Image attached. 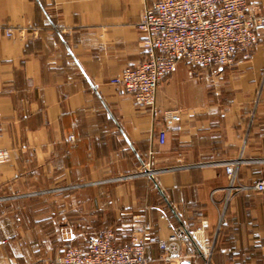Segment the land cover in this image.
Here are the masks:
<instances>
[{
    "label": "crops",
    "instance_id": "0c3cea01",
    "mask_svg": "<svg viewBox=\"0 0 264 264\" xmlns=\"http://www.w3.org/2000/svg\"><path fill=\"white\" fill-rule=\"evenodd\" d=\"M156 1L0 0V264H51L68 228L83 247L102 221L121 242L150 225V264H264V191L244 188L264 180V41L230 66L179 62L144 108L111 79L144 60L136 23ZM238 158L230 191L219 162ZM146 162L153 177L116 180ZM180 229L167 261L159 241Z\"/></svg>",
    "mask_w": 264,
    "mask_h": 264
},
{
    "label": "built area",
    "instance_id": "2783aa9c",
    "mask_svg": "<svg viewBox=\"0 0 264 264\" xmlns=\"http://www.w3.org/2000/svg\"><path fill=\"white\" fill-rule=\"evenodd\" d=\"M136 27L144 35L141 46L145 58L133 67H126L111 82L121 86L137 105L155 109L160 84L176 72L179 62L213 69L250 57L252 49L264 41V10L250 5L247 0H157L144 9ZM5 33L13 35L12 29H5ZM166 117L172 122L181 120L178 111L168 112ZM167 130V127H161L157 131L161 143L166 139ZM7 160V151H0V162ZM241 163V158L219 162L228 173L230 191L238 188L236 183ZM149 165L146 162L138 172L116 180L141 175L153 177L159 171ZM79 186L82 184L53 190ZM244 188L264 191V180ZM66 233L68 242L51 264H150L146 249L153 236L148 224L135 229L125 242L119 241L113 227L97 229L86 238L83 247L72 242L76 237L72 228ZM187 236L186 231L180 229L168 239L160 240L163 258L171 261L178 257V240ZM198 242L209 255L211 249L200 240Z\"/></svg>",
    "mask_w": 264,
    "mask_h": 264
},
{
    "label": "rangeland",
    "instance_id": "374dc122",
    "mask_svg": "<svg viewBox=\"0 0 264 264\" xmlns=\"http://www.w3.org/2000/svg\"><path fill=\"white\" fill-rule=\"evenodd\" d=\"M111 193V192H110ZM108 196H105V199H110L111 197H112V194H107ZM113 210L110 208V206H109V208H107V209H105L104 210V212H103V216H102V219H104V218H108V219H111V215L114 213V212H112ZM46 214V213H45ZM58 215H59V213H57ZM112 219H114V218H112ZM224 224V220H221L220 221V223L218 224V227H216L215 229H214V234H216V233H219V232H221V226ZM105 224H104V222L102 221V223H101V225H96V226H93V228H88V227H84L82 230H81V234H80V237L82 238V239H86L87 237H89L90 235H91V233H93L95 230H97V229H100V228H103V227H106V226H104ZM98 226H103V227H99L98 228ZM120 226V224L119 225H115V226H109V227H113L116 231H119V229H118V227ZM123 231H124V233L125 234H128V236L134 231V228L133 229H128V230H121V232L123 233ZM120 236H122V235H120Z\"/></svg>",
    "mask_w": 264,
    "mask_h": 264
}]
</instances>
